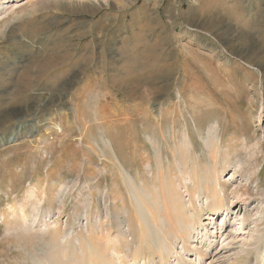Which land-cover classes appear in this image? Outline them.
<instances>
[{
  "label": "rangeland",
  "instance_id": "rangeland-1",
  "mask_svg": "<svg viewBox=\"0 0 264 264\" xmlns=\"http://www.w3.org/2000/svg\"><path fill=\"white\" fill-rule=\"evenodd\" d=\"M215 124L218 162L228 149L249 161L254 201L232 194L245 192L237 162L220 176L227 217L210 221L195 201L204 209L198 233L206 224L219 253L201 264L233 259L258 218L264 0H0V264L105 255L107 208L114 199L121 208L118 164L134 180L152 178L154 194L156 150L178 181L175 143L186 130L204 166ZM181 196L187 203L184 188ZM249 212L256 215L242 224Z\"/></svg>",
  "mask_w": 264,
  "mask_h": 264
},
{
  "label": "bare ground",
  "instance_id": "bare-ground-1",
  "mask_svg": "<svg viewBox=\"0 0 264 264\" xmlns=\"http://www.w3.org/2000/svg\"><path fill=\"white\" fill-rule=\"evenodd\" d=\"M218 128V125L215 124L206 131L204 146L207 150L209 163L200 167L196 162L198 158L192 157L194 149L189 134L186 130L182 133L181 140L175 143V150L174 152L172 151L173 155L179 157V160L175 159L178 181L176 177L174 178L171 175V171L164 167V162L160 160L159 152L156 150L157 168L155 178L158 190L154 194L150 192L152 190V185H150L152 178L145 177L140 181L134 180L118 164L117 175L121 180L122 187L117 192V200L121 208L116 211L115 199L111 201L112 203H110L109 207L108 202L105 205L106 208L108 207L106 212L108 220L106 219L107 224L105 225L106 236H103L104 239L102 241L104 242H101L108 248L104 247L107 248V251L103 250V252H100L98 250V252L104 254V251H106V254L101 257H98L99 255L94 257L98 253L95 255L82 253V256L78 255L79 258H77L78 260L76 259V262L74 261V264H127L128 261H131L132 264H201L200 262L208 259L207 257L214 258L218 255L219 253H213L214 243L212 238H215V235L212 236L213 232L208 230L206 224L198 233L204 209L201 206L197 208L195 201L200 202L202 200L205 203L208 220L213 221L214 216L217 215H222L223 217L226 215L227 217L231 211L230 204L226 200L225 184L220 181L221 174L226 170V167H231L233 163L237 162L238 166H241L238 170L245 176L246 183L243 185L245 192L240 194L241 190L239 191L238 189L234 190L232 194L234 197H243L242 195H245L246 197L242 201L254 199V195L250 192L252 189L249 190V184L254 181L253 178L255 177V172L249 173L250 170L247 169V162L249 161L246 162L238 158L240 156L238 155L239 152L234 155L236 153L235 150L230 152L228 149L227 154L225 153L226 157L223 156L222 162H218V157L220 156L218 145L221 142L218 138ZM150 143L157 149L158 145L152 140ZM246 149L248 148L246 147ZM253 151L252 155L247 154L248 159L250 158L249 160L256 153ZM231 156L235 158L232 159ZM190 162L191 164L189 165ZM181 188L185 189L188 197L187 203L182 199ZM112 195L111 190L108 191L106 199H110ZM256 200L257 204H259V207L256 206L259 211L256 212L258 218L255 222L252 221L255 223L254 231L247 242L240 244L234 253V258L229 259L226 264H260L264 249L263 191L260 190L257 193ZM242 201L240 200L239 202ZM127 204L130 206L128 213L125 212L127 211L125 208ZM254 215L256 214L254 213ZM252 217L250 212L245 213L242 224L247 223ZM111 231H114V235H110ZM197 235H200V238ZM238 237H231V239L233 238L231 241H237ZM194 238H199L198 245L200 247L197 244L193 245ZM99 243L96 244L98 245ZM176 245L180 246V252L177 251ZM100 246L102 247V245ZM82 248L81 252L84 251V249L82 251ZM112 253L115 254L118 261L113 258L115 256H111ZM188 254L195 256L196 259H188L186 257ZM172 257L175 262L170 261Z\"/></svg>",
  "mask_w": 264,
  "mask_h": 264
}]
</instances>
